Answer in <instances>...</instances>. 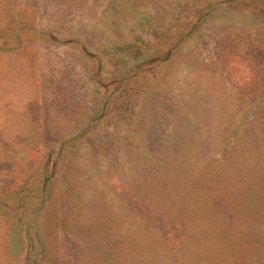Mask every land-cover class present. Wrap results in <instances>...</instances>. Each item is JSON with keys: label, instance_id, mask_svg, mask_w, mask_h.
Returning a JSON list of instances; mask_svg holds the SVG:
<instances>
[{"label": "rangeland", "instance_id": "rangeland-1", "mask_svg": "<svg viewBox=\"0 0 264 264\" xmlns=\"http://www.w3.org/2000/svg\"><path fill=\"white\" fill-rule=\"evenodd\" d=\"M0 264H264V0H0Z\"/></svg>", "mask_w": 264, "mask_h": 264}]
</instances>
